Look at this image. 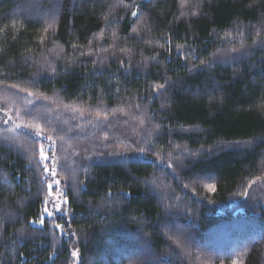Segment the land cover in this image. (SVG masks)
<instances>
[{"label":"trees","instance_id":"obj_1","mask_svg":"<svg viewBox=\"0 0 264 264\" xmlns=\"http://www.w3.org/2000/svg\"><path fill=\"white\" fill-rule=\"evenodd\" d=\"M0 110V264H264V0H0Z\"/></svg>","mask_w":264,"mask_h":264},{"label":"rangeland","instance_id":"obj_2","mask_svg":"<svg viewBox=\"0 0 264 264\" xmlns=\"http://www.w3.org/2000/svg\"><path fill=\"white\" fill-rule=\"evenodd\" d=\"M136 12V11H135ZM7 115H5V112L0 110V134H11L15 135L20 132H27L30 135L33 136V138L37 142V151H38V161L41 164V166L44 169L45 176L48 180L47 183V196L46 198L49 201L55 200L57 204L60 205L61 211L60 212H55L54 219L57 216H65L66 215V203H64L65 200V193L64 190L62 189L61 182L56 178V169L57 165L55 160H53V153L56 150V146L54 143L45 138V136L41 133V135L37 136L36 131L37 130H32L33 128H25L23 127V123H21L20 119L18 118V115H15L13 111H8L6 112ZM8 120V123L5 124L4 121ZM19 124L21 127L17 128L16 125ZM128 134H132L130 128H127L126 131ZM134 133V131H133ZM136 139H138V136H134ZM41 148H43V156H46L47 159H42L41 155ZM119 156L122 158H128V159H139V160H145V157L143 154H137L135 155L132 154L130 148H123L121 152L119 153ZM45 168L48 169V172H45ZM55 168V175L52 174L51 169ZM58 182V183H57ZM51 184V190L49 189L48 185ZM51 191V194L49 192ZM244 198L241 200V197L239 199H235V201L230 203L227 207L222 208V211H229V210H236L238 206H240L241 203H243ZM46 207L45 203L43 202V207H42V212L40 217L36 220L39 221V219L43 216L44 218V223H32V226L37 227V228H42L45 223H51L54 221L53 218H49L45 213H44V208ZM49 210L54 211L52 208V204L49 203L47 205Z\"/></svg>","mask_w":264,"mask_h":264},{"label":"snow or ice","instance_id":"obj_3","mask_svg":"<svg viewBox=\"0 0 264 264\" xmlns=\"http://www.w3.org/2000/svg\"><path fill=\"white\" fill-rule=\"evenodd\" d=\"M185 2H186V0H181V7H184V3H185ZM195 14H196V13H193V15H195ZM132 15H133V16H136L137 13L134 11V12H132ZM181 15H184V13H181ZM133 31L135 32L136 29L134 28ZM233 51H235V49H233ZM214 55H215V54H214ZM202 63H203V62H202ZM163 87H164L163 84H159V85L156 86L157 89H162ZM29 95H31V93H29ZM5 115H7L6 112H5ZM4 123L7 124V123H8V120L6 119V120L4 121ZM16 127L19 128V127H21V125L17 124ZM23 127H25V128H29V127H31V125H29V124L26 123V124L23 125ZM36 135H37V136L41 135V131L39 130L38 126H37ZM49 139H51V137H49ZM17 143H20V142L17 141ZM41 155H42V159H47L46 156H43V148H41ZM169 167H172V165H169ZM51 171H52V174L55 175V168L51 169ZM45 172H48V169H47V168H45ZM57 183H58V182H57ZM48 187H49V189L51 190V184H49ZM49 194H51V191L49 192ZM66 202H67V201H66V198H65L64 203H66ZM44 203H45V205H46V207L44 208V213H45L49 218H53V219H54L55 212H60V211H61V207H60V205L57 204L55 200L49 201L47 198L45 199ZM49 203L52 204V208L54 209V211L49 210V208L47 207V205H48ZM30 223H40V224H43V223H44V218H43V216H42V217L39 219V221H31ZM54 226H55V228H56L57 230H60V231L63 230V225H62L61 223H59V222H55ZM72 255L75 257V256H77V253L74 251V252L72 253Z\"/></svg>","mask_w":264,"mask_h":264}]
</instances>
